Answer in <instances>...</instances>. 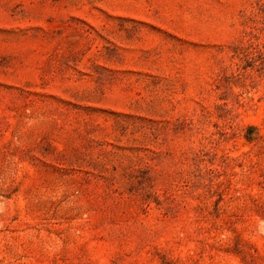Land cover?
<instances>
[{
	"label": "rangeland",
	"instance_id": "1",
	"mask_svg": "<svg viewBox=\"0 0 264 264\" xmlns=\"http://www.w3.org/2000/svg\"><path fill=\"white\" fill-rule=\"evenodd\" d=\"M0 264H264V0H0Z\"/></svg>",
	"mask_w": 264,
	"mask_h": 264
}]
</instances>
